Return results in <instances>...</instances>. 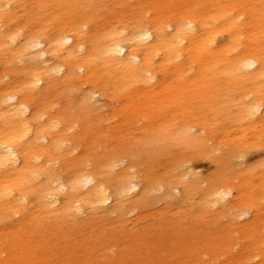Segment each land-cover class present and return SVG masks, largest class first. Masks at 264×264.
I'll use <instances>...</instances> for the list:
<instances>
[{"label": "rangeland", "instance_id": "rangeland-1", "mask_svg": "<svg viewBox=\"0 0 264 264\" xmlns=\"http://www.w3.org/2000/svg\"><path fill=\"white\" fill-rule=\"evenodd\" d=\"M202 1L61 0L58 11L48 0L31 13L17 7L5 24L22 45L63 32L107 43L104 34L113 27L167 26L188 14H209L221 0ZM256 1L264 9V0ZM257 36L264 41V32ZM245 39L237 52L264 58V44ZM4 56L12 60L13 75L0 81V89L13 86L15 77L28 78L22 66L41 71L61 60L54 55L42 68L39 55V63L30 62L0 48V75ZM204 62L210 63L207 57L196 61L190 78L160 72L156 83L135 84L133 73L109 71L97 59L72 76L47 72L46 86L32 99L22 91L33 112L43 110L66 128L61 137L74 151L51 150L61 177L98 171L117 186L127 172L150 191L139 198L137 188L115 207L77 216L29 220L8 213L0 217V264H264V126H248L244 118L245 105L264 92V75L237 82L220 70L211 80L202 73ZM184 131L202 142L193 144ZM220 187L228 192L223 200L214 197Z\"/></svg>", "mask_w": 264, "mask_h": 264}, {"label": "bare ground", "instance_id": "bare-ground-1", "mask_svg": "<svg viewBox=\"0 0 264 264\" xmlns=\"http://www.w3.org/2000/svg\"><path fill=\"white\" fill-rule=\"evenodd\" d=\"M47 1L0 0V48L4 54L11 53L19 59L36 63H39V55L43 59L42 68L46 67L44 63L53 60L54 55H61L56 65L41 71L36 70V67H20L28 78L19 80L15 77L13 86L9 87L10 82H7L0 89L1 218H5L8 213H23L29 220L56 215L77 216L96 212L98 207H115L125 202L127 194L137 188L139 191L133 195H139V198L150 191L148 183H135L127 178L130 176L127 172L121 175L122 182L117 186L102 181L98 171L79 170L68 178L56 172L52 148L60 155L70 154L75 149L67 148L63 142L66 138L61 135L66 128L59 126L61 121L47 120L43 110L33 112L28 98H21L22 91L31 99L35 97L36 92L47 84V72L72 76L85 71L87 62L100 59L109 71L133 73L135 84L156 83L160 72L190 78L197 73L196 61L207 57L210 63L204 62L202 73L211 80L217 78L220 70L223 71L221 74H228L237 82L256 80L264 75L262 54L237 52L241 45L246 44L245 38L264 44L257 36V33L264 32V26L259 25L264 21V9L259 7L256 0L215 1L213 6L216 9L211 13L188 14L183 20L168 22L167 26L148 23L131 29L113 27L104 34L107 43L88 42L83 38L76 39L73 33L63 32L54 37H32L25 45L20 44L16 35H10L12 29L7 28L9 25L5 21L14 16L19 6L31 13L39 3ZM52 1L58 4V11L63 10L61 0ZM197 3L203 1L197 0ZM3 6L6 9H2ZM8 6L11 8L8 9ZM225 40L228 42L220 44ZM185 54L189 55L186 63ZM4 58L6 67L0 75V81L13 75L8 69L12 60L7 56ZM68 58L81 62L71 63ZM226 58L229 59L225 66L218 69L217 65ZM20 70L14 73L18 74ZM245 106L244 118L248 126H264V92L253 103ZM183 136L194 138L193 144L196 140L201 141L187 131L183 132ZM192 188L191 184H187V190ZM176 189L179 190L178 187ZM213 192L218 200H223L228 194L221 187ZM22 220H26L25 217Z\"/></svg>", "mask_w": 264, "mask_h": 264}]
</instances>
